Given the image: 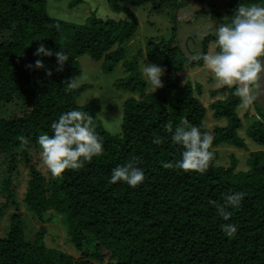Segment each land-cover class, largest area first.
<instances>
[{
    "label": "trees",
    "instance_id": "1",
    "mask_svg": "<svg viewBox=\"0 0 264 264\" xmlns=\"http://www.w3.org/2000/svg\"><path fill=\"white\" fill-rule=\"evenodd\" d=\"M145 1L152 9L167 2ZM227 1L230 14L239 3H264ZM79 2L72 0L69 5ZM46 3L0 0V155L7 162L0 180L5 198L0 216L8 204L16 211L9 216L8 231L0 237V264H264V150L249 153L246 171L236 170L232 156L229 167L217 164L218 146L246 149L240 137V99L234 87L211 92L216 98L224 96L211 103L210 109L215 119H225L227 124L214 130L215 159L209 169L203 174L165 169L163 162L179 160L183 151L172 141L170 128L187 119L207 132L203 123L206 107L196 96L201 94V85L181 84L178 77L185 64L178 47L146 43L147 62L164 67L168 77L162 88L147 94L137 56L129 57L126 48L138 26L132 12L108 0L111 9L124 12L126 19L91 15L86 24H74L49 17ZM41 44L54 52L61 48L67 52L68 61L61 71H57L55 56L34 55ZM82 55L101 63L103 74L112 73L120 64L125 76L114 87L140 94L139 99L131 95L122 102L120 135L104 130L97 117V102L77 105L84 88L69 87V83L81 76L77 59ZM37 59L43 61V69L35 67ZM188 62L191 67L203 65L202 61ZM253 107L255 120L245 132L264 148V118L260 107ZM72 110L93 118L104 151L83 168L55 177L43 162L37 139L51 135L52 123ZM155 139L160 143H153ZM129 162L143 169L145 181L135 188L110 183L112 170ZM18 179L24 182L20 199L26 210L37 221H44L47 214L60 217L66 240L79 257L47 247L45 228L32 241L25 237L13 186ZM231 192L244 193V200L239 208L230 209L232 216L224 221L216 205H222ZM225 223L238 226L234 238L224 235L221 225Z\"/></svg>",
    "mask_w": 264,
    "mask_h": 264
},
{
    "label": "rangeland",
    "instance_id": "2",
    "mask_svg": "<svg viewBox=\"0 0 264 264\" xmlns=\"http://www.w3.org/2000/svg\"><path fill=\"white\" fill-rule=\"evenodd\" d=\"M72 0H47L46 13L49 17L59 19L74 24H86L91 15L101 19H126L124 12L116 13L111 9L108 0H81L74 7H70ZM145 1V0H144ZM158 3L161 0H153ZM118 4L128 9L134 14L137 20V31L134 37L127 42L126 48L128 56H137V66L140 77L147 83L146 93H151L155 89L144 77L142 69L147 62L145 56V46L148 41L170 43L178 47L179 54L185 59V64L178 77L181 84L190 82L192 85H201V94L196 95L206 107V116L204 119V128L212 136L216 128H224L227 124L225 119H215L210 109V104L216 99L224 98L219 95L217 98L211 95V92L221 88L217 80L204 65L191 67L188 61L192 55L198 53L210 52L215 49L214 30L216 25L227 22L233 14L227 10V0H167L162 6L152 9L148 2L131 3V0H116ZM81 69V76L71 80L75 87H83L84 91L77 100V105L85 106L91 102H97L99 105L98 119L104 130L111 135H120L122 125V102L129 96L136 99L140 94H129L117 90L114 83L125 76L124 69L119 64L110 74L101 72V63L94 62L87 55H82L78 59ZM196 62V61H194ZM198 62V61H197ZM190 65V67L188 66ZM164 83L168 77L162 78ZM254 106V105H253ZM251 106L248 109H239L238 115L242 121L243 130L240 137L244 139L245 150H239L228 145H221L216 148L218 153L217 164L223 167L230 166V157H234L237 162V171H246L247 158L250 152L262 151L264 148L252 142L246 135V128L255 120V109ZM256 107L259 103L255 104ZM40 164L38 163V166ZM7 166L6 157L0 155V180L3 179L5 168ZM43 170L45 168L43 167ZM14 194L16 202L19 203L20 214L23 222L25 237L32 241L36 234L45 228L43 235L45 245L49 248H56L66 253L79 257L73 246L66 240V232L62 225V220L56 214L46 215L44 221H37L25 206L21 203L20 195L24 192V182L19 179L16 183ZM0 191V206L5 202V198ZM16 212L14 207L8 204V207L0 216V237L8 231L9 216ZM51 218H50V217Z\"/></svg>",
    "mask_w": 264,
    "mask_h": 264
},
{
    "label": "clouds",
    "instance_id": "3",
    "mask_svg": "<svg viewBox=\"0 0 264 264\" xmlns=\"http://www.w3.org/2000/svg\"><path fill=\"white\" fill-rule=\"evenodd\" d=\"M215 49L210 52L191 56L194 61H202L217 80L219 86L234 87L239 97L241 109H248L260 101L261 74L264 73V3H239L231 18L216 25L214 30ZM37 57L55 56L63 69L68 61L67 52L61 48L53 51L41 44L34 53ZM37 69L45 66L41 59L35 62ZM144 77L156 90L163 87L162 77L166 69L154 63H146L142 69ZM51 76V71H48ZM74 86L72 82L69 87ZM52 134L40 135L37 143L41 149L43 162L55 177L62 176L67 170H79L94 157L104 151L102 138L93 126V118L86 112L72 110L63 113L51 125ZM172 141L182 147L181 158L163 162L165 169H178L184 172L205 173L215 159L212 150L214 138L192 125L187 119L169 129ZM23 139V138H21ZM155 144L160 140L155 139ZM143 169L134 162L118 165L112 170L110 183L123 182L135 188L145 181ZM244 200V193L231 192L224 203L216 205L217 215L224 221L232 216L230 209H237ZM224 235L232 239L238 232L234 223L221 225Z\"/></svg>",
    "mask_w": 264,
    "mask_h": 264
},
{
    "label": "water",
    "instance_id": "4",
    "mask_svg": "<svg viewBox=\"0 0 264 264\" xmlns=\"http://www.w3.org/2000/svg\"><path fill=\"white\" fill-rule=\"evenodd\" d=\"M260 101L259 107L262 112V116L264 118V73L261 74V81H260Z\"/></svg>",
    "mask_w": 264,
    "mask_h": 264
}]
</instances>
